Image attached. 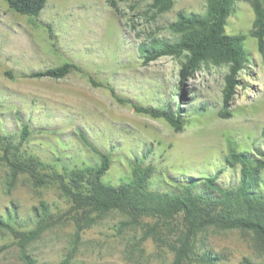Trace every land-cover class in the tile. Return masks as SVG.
Here are the masks:
<instances>
[{
	"label": "rangeland",
	"instance_id": "obj_1",
	"mask_svg": "<svg viewBox=\"0 0 264 264\" xmlns=\"http://www.w3.org/2000/svg\"><path fill=\"white\" fill-rule=\"evenodd\" d=\"M117 5L119 14L106 0H47L37 16H28L0 0V217L13 212L15 229L26 231L38 226L42 203L49 212L41 224L48 227L24 251L0 227V264H26L23 252L37 264H175L173 247L186 233L181 215L91 211L63 193L54 173L72 187L71 171L99 163L79 134L109 155L102 178L111 184L122 182L145 152L154 180L163 173L189 181L223 168L217 180L227 184L238 169L225 166L230 145L250 150L263 142L264 57L250 33L247 1L237 0L225 23L226 33L245 35L247 54L225 117L219 115L225 65L204 62L180 85L183 56L145 60L139 52L142 42L175 39L167 25L177 11L203 14L205 0H173L163 12L151 0ZM65 61L76 68L62 78L26 75ZM132 104L180 108L184 126L175 131ZM5 154L40 160L35 168L43 179L14 174ZM182 264H264V246L249 231L208 226L191 237Z\"/></svg>",
	"mask_w": 264,
	"mask_h": 264
},
{
	"label": "trees",
	"instance_id": "obj_2",
	"mask_svg": "<svg viewBox=\"0 0 264 264\" xmlns=\"http://www.w3.org/2000/svg\"><path fill=\"white\" fill-rule=\"evenodd\" d=\"M118 0H106L113 11L119 14ZM237 0H205L203 14L179 10L176 17L167 27L176 35L173 40L155 39L142 42L139 52L145 60H152L160 55L183 56L179 69V83L190 78L204 62L214 65H225L222 109L219 115L228 116L226 108L239 84V72L247 61L243 42L244 34H228L225 32L226 18L231 13ZM247 1L253 12L251 35L256 40L258 52L264 57V0ZM47 0H6L10 10L16 13L37 16L44 8ZM173 0H151V6L158 12L171 8ZM76 66L71 62H63L57 66L32 71L29 77L62 78ZM119 99V98H118ZM137 112L148 114L155 118H163L175 130L184 126L180 108L172 113L167 108L138 106L132 104ZM22 138L27 134V124L21 127ZM82 141L98 156L99 163L87 166L85 169L71 171L67 181L64 176L54 173L63 193L72 201L91 211L107 212L119 210L133 218L157 217L171 219L181 215L186 233L180 236L179 244L173 247L175 264H182L187 256L189 240L198 231L213 226L220 229L235 228L251 232L264 246V129L263 142L252 149L238 150L230 145L225 155V166L237 168L235 176L229 183L218 181L223 168L204 176H190L189 181L174 179L161 173L159 180H154L155 168L151 163H144L147 152L136 157L131 165L130 174L120 183L111 184L103 180V175L109 169V155L90 145L79 134ZM7 138V137H6ZM8 141L6 147H9ZM6 147L4 152H7ZM13 173L25 172L35 179L40 175L36 165L41 161L32 156L20 159L13 155L4 156ZM45 177H50L44 174ZM85 178V181H81ZM45 180H42L43 182ZM44 212H35L39 219L36 226L30 230H16L15 214L6 212V217H0V227L6 228L18 240L21 251L28 243L34 241L40 232L48 226H43L48 209L42 203ZM46 208V209H45ZM19 226V225H18ZM20 229V228H19ZM26 264H37L26 252L22 253Z\"/></svg>",
	"mask_w": 264,
	"mask_h": 264
}]
</instances>
